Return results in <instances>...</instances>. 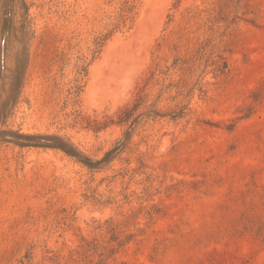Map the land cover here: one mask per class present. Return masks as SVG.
<instances>
[{
	"label": "rangeland",
	"instance_id": "374dc122",
	"mask_svg": "<svg viewBox=\"0 0 264 264\" xmlns=\"http://www.w3.org/2000/svg\"><path fill=\"white\" fill-rule=\"evenodd\" d=\"M0 264H264V0H0Z\"/></svg>",
	"mask_w": 264,
	"mask_h": 264
},
{
	"label": "trees",
	"instance_id": "16d2710c",
	"mask_svg": "<svg viewBox=\"0 0 264 264\" xmlns=\"http://www.w3.org/2000/svg\"><path fill=\"white\" fill-rule=\"evenodd\" d=\"M137 108H138V106H137ZM157 116H159L157 113H155V114L153 115V117H157ZM131 118H132L131 113H130V112H129V113L125 112V113H124V116L121 117L120 123H126V122H128ZM133 125H134V124H133ZM16 136H17L18 139L24 141V143H21V144H20L22 147L34 146V147H45V148H47V147L59 148V149L64 150V151H65L67 154H69L70 156H73V157H75V158H78L79 160H81V161L84 162L86 165H88L89 167L92 168V165H90V164L87 163V162H89L88 159H84V158L80 157L79 154L76 152V150H75L73 147H67V145L64 146L65 144H64L62 141H59V142L63 143V145H62V144H58V145H57V144H56V145H48L47 143H42V140L44 139L43 137H35V136L20 135V134H18V135H16ZM126 138H128V134H126ZM123 146H124V144L118 146V147L115 148L113 151L109 152V153L106 155L104 161H109V160H111V158L113 157V154H115L117 151L121 150V147H123ZM85 160H87V161H85Z\"/></svg>",
	"mask_w": 264,
	"mask_h": 264
}]
</instances>
